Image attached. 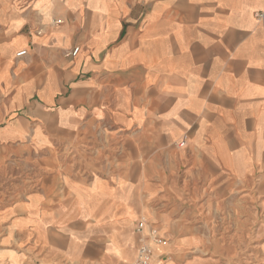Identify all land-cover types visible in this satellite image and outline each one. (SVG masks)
Instances as JSON below:
<instances>
[{
  "label": "crops",
  "instance_id": "obj_1",
  "mask_svg": "<svg viewBox=\"0 0 264 264\" xmlns=\"http://www.w3.org/2000/svg\"><path fill=\"white\" fill-rule=\"evenodd\" d=\"M0 87L2 145L139 136L137 179L76 173L31 200L34 229L71 231L64 250L92 258L137 221L147 151L179 149L194 183L264 168V0H0Z\"/></svg>",
  "mask_w": 264,
  "mask_h": 264
},
{
  "label": "rangeland",
  "instance_id": "obj_2",
  "mask_svg": "<svg viewBox=\"0 0 264 264\" xmlns=\"http://www.w3.org/2000/svg\"><path fill=\"white\" fill-rule=\"evenodd\" d=\"M9 93L0 87V105ZM139 141L135 134L106 131L102 140L87 136L66 150L0 144V264H132L143 216L160 228L152 264H264V168L239 183H194L192 170L178 164L184 155L177 148L147 151L146 195L137 221L118 238L106 232L94 257L83 256L78 246L64 250L71 231L33 228V196L42 201L44 193L64 192L76 173L87 180L125 171L137 179ZM129 232L135 236L133 257L124 256L120 245Z\"/></svg>",
  "mask_w": 264,
  "mask_h": 264
},
{
  "label": "built area",
  "instance_id": "obj_3",
  "mask_svg": "<svg viewBox=\"0 0 264 264\" xmlns=\"http://www.w3.org/2000/svg\"><path fill=\"white\" fill-rule=\"evenodd\" d=\"M263 16V13H261ZM61 20H56L55 23H60ZM79 48L76 47L73 54L78 52ZM27 53L26 49L18 52L17 56H22ZM185 141L181 142L183 145ZM136 230L139 233V249L138 256L132 264H152L155 256L154 245L161 241L160 228L156 223L150 222L145 216L138 219Z\"/></svg>",
  "mask_w": 264,
  "mask_h": 264
}]
</instances>
